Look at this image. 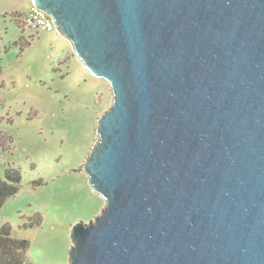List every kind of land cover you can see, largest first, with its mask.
<instances>
[{
  "label": "water",
  "instance_id": "1",
  "mask_svg": "<svg viewBox=\"0 0 264 264\" xmlns=\"http://www.w3.org/2000/svg\"><path fill=\"white\" fill-rule=\"evenodd\" d=\"M111 90L67 264H264V0H31Z\"/></svg>",
  "mask_w": 264,
  "mask_h": 264
},
{
  "label": "rangeland",
  "instance_id": "2",
  "mask_svg": "<svg viewBox=\"0 0 264 264\" xmlns=\"http://www.w3.org/2000/svg\"><path fill=\"white\" fill-rule=\"evenodd\" d=\"M30 5L0 0V179L8 167L21 175L0 228L29 242L28 264H67L72 226L105 204L83 167L112 94L56 31L20 28Z\"/></svg>",
  "mask_w": 264,
  "mask_h": 264
},
{
  "label": "trees",
  "instance_id": "3",
  "mask_svg": "<svg viewBox=\"0 0 264 264\" xmlns=\"http://www.w3.org/2000/svg\"><path fill=\"white\" fill-rule=\"evenodd\" d=\"M21 175L18 169L8 167L0 179V208L19 191ZM30 244L26 239L14 238L8 224L0 228V264H28Z\"/></svg>",
  "mask_w": 264,
  "mask_h": 264
},
{
  "label": "built area",
  "instance_id": "4",
  "mask_svg": "<svg viewBox=\"0 0 264 264\" xmlns=\"http://www.w3.org/2000/svg\"><path fill=\"white\" fill-rule=\"evenodd\" d=\"M21 29H34L47 33L55 32V27L50 17L42 10L31 6L29 10L19 17Z\"/></svg>",
  "mask_w": 264,
  "mask_h": 264
},
{
  "label": "crops",
  "instance_id": "5",
  "mask_svg": "<svg viewBox=\"0 0 264 264\" xmlns=\"http://www.w3.org/2000/svg\"><path fill=\"white\" fill-rule=\"evenodd\" d=\"M30 7H31V5L29 6V8H30ZM28 10H29V9H28ZM28 10H27V11H28Z\"/></svg>",
  "mask_w": 264,
  "mask_h": 264
}]
</instances>
